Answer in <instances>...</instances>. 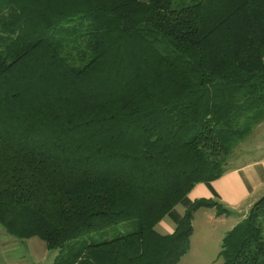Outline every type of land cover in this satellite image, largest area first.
<instances>
[{"label": "trees", "instance_id": "16d2710c", "mask_svg": "<svg viewBox=\"0 0 264 264\" xmlns=\"http://www.w3.org/2000/svg\"><path fill=\"white\" fill-rule=\"evenodd\" d=\"M263 122L264 0H0V224L52 264H178L198 209L232 213L189 194ZM263 220L221 264H264Z\"/></svg>", "mask_w": 264, "mask_h": 264}, {"label": "rangeland", "instance_id": "374dc122", "mask_svg": "<svg viewBox=\"0 0 264 264\" xmlns=\"http://www.w3.org/2000/svg\"><path fill=\"white\" fill-rule=\"evenodd\" d=\"M260 157H264V122L255 127L253 132L237 146L229 167L233 168ZM216 209L215 207H203L194 213L191 246L178 264H221L223 262L224 259L220 257L223 239L237 225L234 226L237 215L229 213L230 216H225ZM176 211L183 215L185 207L178 205ZM166 221L174 222L171 217H166ZM157 229L160 232L163 231L161 226H158ZM133 230L134 222H123L105 230L88 233L80 237L79 241L81 243H95L111 240ZM5 238L16 241L20 245V249H14V251L10 248L4 249ZM20 250L23 253L20 254L21 258L17 259ZM59 254V249L50 250L46 243L38 237L18 240L9 235L0 225V259L1 257L7 260L15 258V264H52Z\"/></svg>", "mask_w": 264, "mask_h": 264}, {"label": "crops", "instance_id": "0c3cea01", "mask_svg": "<svg viewBox=\"0 0 264 264\" xmlns=\"http://www.w3.org/2000/svg\"><path fill=\"white\" fill-rule=\"evenodd\" d=\"M263 195L264 157H260L253 161L234 166L222 177L214 180L210 185L205 183L197 184L189 194V198L192 201L202 198L219 201L223 207L230 210L232 214L237 215L234 222L235 226L248 215L251 207ZM223 215L230 216V214ZM158 226H161L163 230L161 232L162 234H169L174 232L176 224L175 222H167L165 218L158 224ZM5 240L4 249L10 248L14 251V249L17 250L20 246L16 241H11L8 238H5ZM22 253L23 251L20 250L17 259L21 258L20 254ZM15 263V258L7 260L4 257H1L0 259V264Z\"/></svg>", "mask_w": 264, "mask_h": 264}]
</instances>
